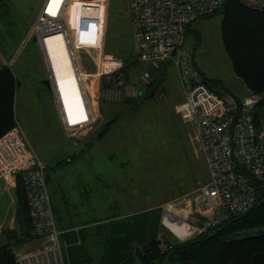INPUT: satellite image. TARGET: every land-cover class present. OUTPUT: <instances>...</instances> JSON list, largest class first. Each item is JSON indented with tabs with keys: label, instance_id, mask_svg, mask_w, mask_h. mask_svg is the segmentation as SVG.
Segmentation results:
<instances>
[{
	"label": "rangeland",
	"instance_id": "obj_1",
	"mask_svg": "<svg viewBox=\"0 0 264 264\" xmlns=\"http://www.w3.org/2000/svg\"><path fill=\"white\" fill-rule=\"evenodd\" d=\"M42 1L0 0V68L3 67L1 64L8 66L14 71L18 81L15 117L47 168L49 189L56 190L54 200L61 210L56 214L58 219L64 221V224L94 219L100 221L113 215L142 212L149 205L163 201L158 207L161 209L162 225L178 238L187 237L173 231L181 223H173L169 216L166 217L167 214L172 215L174 220L194 226L197 230L195 233L211 226L210 216L203 213L198 203L201 182L194 190L170 199L192 184L185 183L183 178V172L190 165L201 170L203 178L207 176L206 165L198 155L200 145L192 125L182 124L180 118L172 116V112L167 110L171 107L178 110L179 107L180 112L179 104L183 101V91L173 64L167 60L162 61L157 76L152 79L154 83L151 86L156 91L154 96L158 99L156 104L159 107L145 105L134 111L131 110V101H103V117H97L101 118L100 123L96 119L93 125V118L91 125L82 133H64L57 120L55 100L42 83V64L35 42L32 39L26 42L23 40L25 30L40 9ZM103 7L96 6L93 1L81 0L70 12L74 46L102 40ZM129 14L130 0H109L107 42H112L108 47L114 48V52L125 59L122 69L127 70L129 80L142 87L140 76L147 69V64L139 61L133 52V25ZM221 23V14L195 20L191 23L190 30H186L185 44L191 50L195 46L194 61L213 80L209 83L217 94L230 93L239 99L245 98L249 96L250 89L234 73L221 37ZM86 30L90 34L87 35ZM81 57L87 65H95L91 55L92 63L85 58L83 52ZM10 59L14 60L12 66L7 64ZM59 60L62 64L58 62L60 69L57 72L61 76L60 71L64 70L66 61L68 66L70 63L68 53L59 55ZM125 75L123 74L124 78ZM90 79L92 85L88 84L87 79L83 85L86 91L90 90L93 94L97 80L96 77ZM60 94L62 97L66 94V104L60 103L66 117L72 122H80L79 119L84 116L86 120L84 97H80L82 94L67 90L58 94L60 99ZM79 97L81 104L77 103ZM114 117H117V121L110 124L108 133L97 137L104 121L107 123ZM184 120L190 122L189 119ZM14 182L16 185V178ZM101 186L102 189L99 190ZM95 228L96 226H87L89 235L86 245L97 258L102 238L90 231ZM19 231H15L17 235ZM167 232L165 234L172 237ZM261 232L264 229L248 231L243 236ZM13 240L0 233V246ZM34 240L40 241V238ZM34 240L27 243L34 245ZM77 244H81V238ZM12 245L15 248V244ZM22 247L17 249L21 251ZM67 264H71L69 258Z\"/></svg>",
	"mask_w": 264,
	"mask_h": 264
},
{
	"label": "built area",
	"instance_id": "obj_2",
	"mask_svg": "<svg viewBox=\"0 0 264 264\" xmlns=\"http://www.w3.org/2000/svg\"><path fill=\"white\" fill-rule=\"evenodd\" d=\"M79 1L44 0L29 29V35L41 46L62 127L72 135L82 133L93 119L83 85L85 79L102 78L99 95L105 102L137 98L142 92L139 85L128 83L123 77L122 61L103 57L101 39L74 46L69 16ZM87 1L104 6L103 18L105 0ZM238 1L246 8L264 10V0ZM222 5L223 0H130L135 52L137 59L147 64L141 74L143 84L152 81L164 60H170L176 68L185 96L180 112L194 126L209 170L208 182L198 189V203L203 213L210 216L209 225L245 213L256 204L250 178L264 190V103L261 104L264 93H250L239 99L230 93L220 96L211 91L193 67L192 50L185 44L187 27L197 19L214 14ZM85 33L90 34L87 30ZM56 35L63 36L83 91V108L87 115L84 121H70L60 104L47 48L48 40ZM82 49L95 52L90 54L96 66L92 74L83 71L78 64L77 53ZM17 174L22 176L33 225L32 236L40 238L41 244L30 252L15 250V264H67L64 250L68 246L61 241L62 231L57 228L46 166L15 118L12 128L0 137V178L14 181ZM172 220L185 226L184 237L197 232L187 222Z\"/></svg>",
	"mask_w": 264,
	"mask_h": 264
},
{
	"label": "trees",
	"instance_id": "obj_3",
	"mask_svg": "<svg viewBox=\"0 0 264 264\" xmlns=\"http://www.w3.org/2000/svg\"><path fill=\"white\" fill-rule=\"evenodd\" d=\"M216 14L222 15L221 37L225 51L231 59L234 73L245 81L250 93L263 94L264 10L246 8L238 0H223L222 7L207 17ZM190 25L186 30H190ZM192 52L193 67L206 86L214 91L209 83L213 80L208 78L194 61L195 46ZM153 83L152 80L140 87L142 92L137 97L139 100L155 97L156 91L151 86ZM17 86L18 81L12 70L8 66L0 68V137L15 123ZM263 103L264 99L261 101V104ZM117 117L105 123L97 137L105 136L110 124L117 121ZM204 165H206L205 162ZM15 178L19 215L25 226H21L19 235L15 231L12 232L14 235L12 242H6L0 246V264H15V250L35 239L32 236L33 225L29 216L22 176L17 174ZM249 181L256 192V204L250 210L230 216L186 239L178 240L171 233L173 238L165 234L161 209L158 207L128 215H113L100 221L94 219L86 222V226H98L94 231L90 229L102 238L99 241L98 257H94L86 245L89 235L86 229L70 230L63 235V240L71 244L68 247L70 263L264 264V232L243 236L248 231L264 229V190L254 179L250 178ZM79 238H81L80 245L77 244Z\"/></svg>",
	"mask_w": 264,
	"mask_h": 264
},
{
	"label": "crops",
	"instance_id": "obj_4",
	"mask_svg": "<svg viewBox=\"0 0 264 264\" xmlns=\"http://www.w3.org/2000/svg\"><path fill=\"white\" fill-rule=\"evenodd\" d=\"M43 2H44V0L41 3L40 9H41V7L43 5ZM108 6H109V0H105V13H104V16L105 17H104V22H103V34H102V37H101L102 38V49H101V53H102L103 57L106 58V59L114 58V59H118V60H120V61H122L124 63L125 59L122 58V57H120V56H118L117 53H116V51L114 52V48L112 49V48L108 47V45L110 43H112V42H109V43L107 42ZM39 10H38V12H39ZM36 15H35L34 19L32 20L31 24L25 30V33H24V36H23V40H25V42L27 40L29 41V39H32V41H33V37L29 35V29H30L33 21L35 20ZM129 16H130V19H131V14H129ZM131 25H133L132 24V20H131ZM132 29H133V26H132ZM133 32H134V29H133ZM57 38H60V37H57ZM132 38H133V35H132ZM51 42H52L51 39L48 40V42H47L48 43V47L47 48H48V54H49L50 60L52 62V71L59 78V80L69 78L71 76V74H72V71L69 70V69L67 70V67H68L67 61H66L64 70H61L60 71L61 72V76H58V72H57L58 69H60L58 67V65H57L58 62L60 64H62L61 60L58 61V57H59V55H65L66 52H67V50H66L63 42L60 41V39L57 40L58 46H52L51 44H49ZM113 44H115V43L113 42ZM35 47H36V50L39 53V58H40V61H41V64H42L41 74H40L41 75V78L42 79H46L49 76V72H48L47 65L45 63V59H44V55H43L41 46L37 42V40L35 41ZM132 48H133L134 54L136 55L135 46H134V38H133ZM82 52H83L84 56H86L85 58L88 61H91V63L93 61L90 58V54H93L94 55L95 52L94 51H91V52L90 51H85L83 49L82 50H79L78 51V59H77L78 60V64L82 68L83 71H85L86 73H90V74L94 73L95 70H96V66L93 65V63L91 65H87L85 63L84 58L81 57ZM167 61L168 62H171L170 60H167ZM13 62H14V60L10 59L7 64L10 66L11 63L13 64ZM195 63H196V61H195ZM1 65L2 66H5V64H1ZM196 65H197V63H196ZM85 66H86V68H85ZM197 67H199V66L197 65ZM175 70H176V68H175ZM126 71H127L126 69L125 70L122 69L121 72L125 75ZM12 72L14 74V71H12ZM176 73H177V71H176ZM125 78H126V81L128 83L135 84V83H133V81H130L129 80V74L128 73H126ZM140 78H141V76H140ZM96 80H97V85H96V89L94 90V93L91 94L90 90L86 91V96H87V99H88L89 108H90V110H91V112L93 114V118H94L93 125L96 123V119H97L98 115L101 118L103 117L102 108H101V103L103 101L100 99V95H99V90H100V88L102 86V78L101 77H96ZM87 81L89 82L88 83L89 85H92V80L91 79H89ZM136 81H137V79H136ZM72 85L73 84L68 85V83L62 84L61 87L59 88L60 91L59 92L57 91L58 94L59 93H65V92H63V90L64 91L67 90V89H70L71 90ZM135 85H138V84H135ZM146 90H145V92H146ZM74 91L77 94H80V95L82 94L80 97H83V91L81 90V87H80L79 82L77 83V86L75 87V90ZM60 97H61V99L59 98L60 99V103L66 104V99H65L66 98V94H64L63 97H62V95ZM76 97H78V96H76ZM80 97H79V99H77V103H79V104L82 103ZM184 98H185V96H184V93H183V101H184ZM129 99L131 100V102H130L131 103V110H134V111H135V108H138L139 106L157 105L156 102L158 101V99H156L155 97H153L151 99H147V100H141V99L139 100V98H129ZM123 100L126 102L127 101V98H125ZM123 100H121V101H123ZM159 100L161 101L162 99L160 98ZM121 101H119V102H121ZM183 101H181L180 104ZM114 103H117V102H114ZM167 110H170L172 112V116H176V117L180 118L182 124H186V123L188 124V123H190V125H192V127L194 129V126H193V124H192L191 121L190 122H187L186 120H184V117L179 112V107H178V110L175 109V108H173V107L168 108ZM167 115H168V113H167ZM84 117L81 118V119H79V120L80 121H84ZM165 117H166V114H165ZM101 118H98L99 120L97 119L98 123H100L99 121H101ZM57 120L60 121L59 116L57 117ZM105 123L106 122L104 121V124ZM60 124H61V127H62L61 121H60ZM62 130H63V132L65 131V129L63 127H62ZM194 131H195V129H194ZM66 133H68V132H66ZM195 134H196V132H195ZM198 155H199V158L201 157L202 160L204 159V156H203V153L201 151V148L199 149ZM203 161L205 162V159ZM205 164H206V162H205ZM206 168H207V176L205 178H203L201 176V170H199L198 168H196V166H194V165H190L188 167V169L183 172V178H185L184 179L185 180V183L190 182L192 184L190 185L188 183L189 185H188L187 189L181 191V193H178L177 195H174L170 199L176 198L177 196L184 195V194H186V193L194 190L195 188L198 187V184L200 182H201L200 185L201 184L203 185L206 182H208V180H209V170H208L207 164H206ZM46 178H47L48 191H49V195H50V199H51V203H52L54 215H55V218H56L57 228L60 231H62V234H61L60 238H61V241L65 245H67L69 247L71 244L69 242H66L65 240H63V235L65 233H67V231H70V230L77 231V230H81L83 228H84L83 230H85L87 228L86 222H90V221H93V220L81 221V222L76 223V224H71V223L64 224V221H61L60 219H58V217H57L56 214L59 213V212H61V210L57 206V203L54 200V197L57 195L55 193L56 190H50L49 189V185H48V183H49V175L47 174V172H46ZM100 189H102V186L99 187V190ZM170 199H168V200H170ZM162 203H163V201L162 202H158V203H154L152 205H149L145 210H149V209H153V208L159 207ZM127 214H133V213H127ZM95 222H97V221H95ZM16 226H18V227H16ZM21 226H25V225L22 222V219H21V217L19 215V199H18L17 192H16L15 182L12 181L9 178L8 179H6V178H0V233L6 234V238L8 237L10 239H13L14 238V235L11 232L21 230ZM96 227H98V226H96ZM163 228L165 229L166 232L168 231L167 233H169V234L171 233L165 226H163ZM180 229L179 228L178 229H174V231L177 232V233H179V234H181L183 229L182 230H180ZM174 237L176 239H178V240H181V238H178L175 235H174ZM34 241L36 242V244H34V245L31 244V242L23 244L22 245L23 246L22 247L23 249H21V251L22 252H30V251H33V250L37 249L40 246L41 241H39V240L38 241L37 240H34ZM68 247L64 250L65 251V255H66L65 257H67V259L69 258Z\"/></svg>",
	"mask_w": 264,
	"mask_h": 264
},
{
	"label": "bare ground",
	"instance_id": "obj_5",
	"mask_svg": "<svg viewBox=\"0 0 264 264\" xmlns=\"http://www.w3.org/2000/svg\"><path fill=\"white\" fill-rule=\"evenodd\" d=\"M58 36H60V35H56V36L52 37V38H51L52 42L49 43V44H51L52 46H58V44H57V40L60 39V41L63 42V44H64L66 50H68L65 41H63V39H62L63 36H62V37L60 36V38H57ZM67 53H68V51H67ZM68 56H69V53H68ZM69 59H70V63H69V66L67 67V70L70 69V70L72 71V74H71V76H70L69 78L59 80V78H58V77L54 74V72L52 71V72H53V77H54L55 88H56V90H57L58 92L60 91L59 88H60L61 85L64 84V83H68V85L73 84L72 87H71V90H75V87L77 86V83L79 82L78 77H77V74L75 73V70H74L73 62H72L70 56H69ZM67 90L69 91L70 89H67ZM67 90H65V91L63 90V92H67ZM168 216L170 217L171 221H172L173 223H175V222L172 220L173 216L170 215V214H167L166 217L168 218ZM165 219H166V218H165ZM176 224H178V223H176ZM168 227H169V226H168ZM178 227L181 228V229H183L181 234L184 235V234L186 233L185 226H183V224L181 223V226H178ZM169 228H170V227H169ZM170 229H171V228H170ZM173 231H174V230H173ZM174 232H175V231H174ZM175 233H177V232H175ZM177 234H179V233H177Z\"/></svg>",
	"mask_w": 264,
	"mask_h": 264
},
{
	"label": "water",
	"instance_id": "obj_6",
	"mask_svg": "<svg viewBox=\"0 0 264 264\" xmlns=\"http://www.w3.org/2000/svg\"><path fill=\"white\" fill-rule=\"evenodd\" d=\"M33 41L35 42L36 39L33 37ZM172 54L174 55L175 54V51L172 52ZM43 85H45V87L50 91L52 92V87H51V83H50V80L49 78H46L42 81Z\"/></svg>",
	"mask_w": 264,
	"mask_h": 264
}]
</instances>
